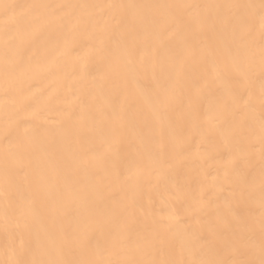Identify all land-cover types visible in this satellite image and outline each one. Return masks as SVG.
I'll list each match as a JSON object with an SVG mask.
<instances>
[{"label": "bare ground", "instance_id": "obj_1", "mask_svg": "<svg viewBox=\"0 0 264 264\" xmlns=\"http://www.w3.org/2000/svg\"><path fill=\"white\" fill-rule=\"evenodd\" d=\"M261 0H0V264H259Z\"/></svg>", "mask_w": 264, "mask_h": 264}, {"label": "snow or ice", "instance_id": "obj_2", "mask_svg": "<svg viewBox=\"0 0 264 264\" xmlns=\"http://www.w3.org/2000/svg\"><path fill=\"white\" fill-rule=\"evenodd\" d=\"M261 8L264 9V0H261ZM235 264V262H233ZM242 264H255L253 261L242 262ZM259 264H264V246L261 248V259Z\"/></svg>", "mask_w": 264, "mask_h": 264}]
</instances>
